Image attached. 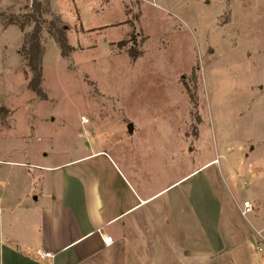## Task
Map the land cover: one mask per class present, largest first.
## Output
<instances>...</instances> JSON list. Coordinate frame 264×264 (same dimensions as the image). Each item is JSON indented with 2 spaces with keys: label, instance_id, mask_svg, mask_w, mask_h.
<instances>
[{
  "label": "rangeland",
  "instance_id": "1",
  "mask_svg": "<svg viewBox=\"0 0 264 264\" xmlns=\"http://www.w3.org/2000/svg\"><path fill=\"white\" fill-rule=\"evenodd\" d=\"M52 1L74 50L63 56L45 30L46 99L28 87L21 31L0 20V158L101 152L92 162L121 206L131 187L166 188L134 215L151 213L158 256L144 264H225L235 248L264 264V0Z\"/></svg>",
  "mask_w": 264,
  "mask_h": 264
},
{
  "label": "crops",
  "instance_id": "2",
  "mask_svg": "<svg viewBox=\"0 0 264 264\" xmlns=\"http://www.w3.org/2000/svg\"><path fill=\"white\" fill-rule=\"evenodd\" d=\"M49 2L51 12L67 26L69 34L73 26L57 12L53 1ZM16 3L17 0H0V11L13 8ZM0 20L5 30L16 27L21 31L17 25L5 26ZM21 33L17 49L24 42L25 33ZM100 153L49 165L34 157H29L30 161L0 158V264H144L151 255L158 256L150 250L151 213L134 215L166 188L142 196L130 184L133 202L121 206L118 194L104 182L99 165L92 162ZM214 162L216 159L192 173ZM251 193L257 195L255 190ZM104 235L112 236L114 243L106 245ZM211 238V258L215 261L216 232ZM233 238L236 237L230 235V242H235ZM172 248L177 252L178 248ZM261 248L259 252L264 249ZM237 249L220 255L228 260L225 264H251L247 255ZM179 256L178 259L183 258Z\"/></svg>",
  "mask_w": 264,
  "mask_h": 264
},
{
  "label": "trees",
  "instance_id": "3",
  "mask_svg": "<svg viewBox=\"0 0 264 264\" xmlns=\"http://www.w3.org/2000/svg\"><path fill=\"white\" fill-rule=\"evenodd\" d=\"M26 9L25 14L10 15L3 21L5 26L15 24L25 33L20 53L27 66L28 87L39 98L46 99L47 95L42 86L45 54L43 31L46 30L54 38L63 56H68L74 47L69 43L67 26L51 12L49 0H31ZM46 15H51V18H46ZM28 27L31 28L29 31ZM130 55L133 59L137 58V54L131 50Z\"/></svg>",
  "mask_w": 264,
  "mask_h": 264
},
{
  "label": "built area",
  "instance_id": "4",
  "mask_svg": "<svg viewBox=\"0 0 264 264\" xmlns=\"http://www.w3.org/2000/svg\"><path fill=\"white\" fill-rule=\"evenodd\" d=\"M253 209H254V207H253V204L251 203L250 200H246L243 202L242 212L244 215L251 213L253 211ZM103 240H104V243L108 246H110L111 244L114 243V239L110 235H104ZM259 250H262V248L260 247ZM45 255H49V254H45Z\"/></svg>",
  "mask_w": 264,
  "mask_h": 264
}]
</instances>
